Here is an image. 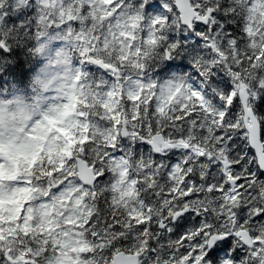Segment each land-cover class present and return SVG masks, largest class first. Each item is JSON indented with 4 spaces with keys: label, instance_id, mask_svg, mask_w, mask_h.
<instances>
[{
    "label": "snow or ice",
    "instance_id": "6c2138e0",
    "mask_svg": "<svg viewBox=\"0 0 264 264\" xmlns=\"http://www.w3.org/2000/svg\"><path fill=\"white\" fill-rule=\"evenodd\" d=\"M21 54L0 264H264V0H0Z\"/></svg>",
    "mask_w": 264,
    "mask_h": 264
},
{
    "label": "trees",
    "instance_id": "16d2710c",
    "mask_svg": "<svg viewBox=\"0 0 264 264\" xmlns=\"http://www.w3.org/2000/svg\"><path fill=\"white\" fill-rule=\"evenodd\" d=\"M11 62L12 63L10 64L9 69L0 75V95H6V90H10L13 83H16L18 87H22L23 85L19 82L21 80L27 82V77L31 75L30 69L32 64L25 58L23 54L19 55ZM20 64L23 66L18 67ZM95 70L96 69L92 67V71ZM25 73H27V76L24 75Z\"/></svg>",
    "mask_w": 264,
    "mask_h": 264
},
{
    "label": "rangeland",
    "instance_id": "374dc122",
    "mask_svg": "<svg viewBox=\"0 0 264 264\" xmlns=\"http://www.w3.org/2000/svg\"><path fill=\"white\" fill-rule=\"evenodd\" d=\"M4 175V172L0 170V176ZM16 200L0 201V208H15Z\"/></svg>",
    "mask_w": 264,
    "mask_h": 264
}]
</instances>
